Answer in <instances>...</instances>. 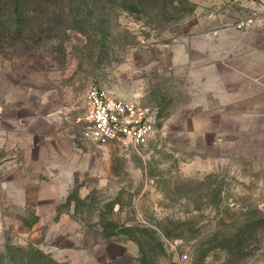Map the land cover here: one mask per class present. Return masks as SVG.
<instances>
[{
  "label": "rangeland",
  "instance_id": "rangeland-1",
  "mask_svg": "<svg viewBox=\"0 0 264 264\" xmlns=\"http://www.w3.org/2000/svg\"><path fill=\"white\" fill-rule=\"evenodd\" d=\"M19 2L0 7L32 26L0 47V264H264V122L185 114L173 65L189 37L264 26V0ZM92 84L158 106L146 147L83 140Z\"/></svg>",
  "mask_w": 264,
  "mask_h": 264
},
{
  "label": "crops",
  "instance_id": "crops-1",
  "mask_svg": "<svg viewBox=\"0 0 264 264\" xmlns=\"http://www.w3.org/2000/svg\"><path fill=\"white\" fill-rule=\"evenodd\" d=\"M261 21L223 27L220 35L189 37L174 49L175 76L180 77L181 90L188 97L185 114L202 116L207 123L218 117L223 126L236 123L235 131H240V123L264 122Z\"/></svg>",
  "mask_w": 264,
  "mask_h": 264
},
{
  "label": "built area",
  "instance_id": "built-area-1",
  "mask_svg": "<svg viewBox=\"0 0 264 264\" xmlns=\"http://www.w3.org/2000/svg\"><path fill=\"white\" fill-rule=\"evenodd\" d=\"M86 104L88 117L82 138L89 145H128L138 150L157 133L159 108L154 104L120 99L100 84L89 87Z\"/></svg>",
  "mask_w": 264,
  "mask_h": 264
},
{
  "label": "trees",
  "instance_id": "trees-1",
  "mask_svg": "<svg viewBox=\"0 0 264 264\" xmlns=\"http://www.w3.org/2000/svg\"><path fill=\"white\" fill-rule=\"evenodd\" d=\"M20 0H4L2 3L1 11L9 12L11 15L17 18V16H21L25 13L28 14V10L23 8V4L19 2ZM46 4V2H44ZM50 5L47 2V5L43 8L48 10ZM30 19V18H29ZM59 18L56 17V21H53V25L60 26L61 22H58ZM31 21L28 20L27 23L21 22V19L18 18L13 20V22H1L0 21V47L1 46H16L17 45V38L21 33H24L25 30L32 31V26L30 25ZM46 30H40L39 35L44 33ZM38 33L34 31L31 33V36L35 39L39 37ZM31 36H29L31 38Z\"/></svg>",
  "mask_w": 264,
  "mask_h": 264
}]
</instances>
